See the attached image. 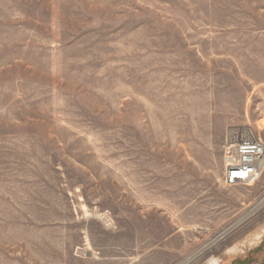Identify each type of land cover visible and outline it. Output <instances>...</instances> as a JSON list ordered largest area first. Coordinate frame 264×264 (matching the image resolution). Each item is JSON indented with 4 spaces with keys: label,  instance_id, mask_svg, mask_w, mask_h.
<instances>
[{
    "label": "rangeland",
    "instance_id": "obj_1",
    "mask_svg": "<svg viewBox=\"0 0 264 264\" xmlns=\"http://www.w3.org/2000/svg\"><path fill=\"white\" fill-rule=\"evenodd\" d=\"M264 0H0V264H264Z\"/></svg>",
    "mask_w": 264,
    "mask_h": 264
},
{
    "label": "built area",
    "instance_id": "obj_2",
    "mask_svg": "<svg viewBox=\"0 0 264 264\" xmlns=\"http://www.w3.org/2000/svg\"><path fill=\"white\" fill-rule=\"evenodd\" d=\"M223 161L226 185H254L264 170V140L250 134L231 138L223 147Z\"/></svg>",
    "mask_w": 264,
    "mask_h": 264
}]
</instances>
